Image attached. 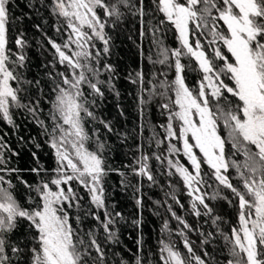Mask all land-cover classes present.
<instances>
[{"label": "snow or ice", "instance_id": "6c2138e0", "mask_svg": "<svg viewBox=\"0 0 264 264\" xmlns=\"http://www.w3.org/2000/svg\"><path fill=\"white\" fill-rule=\"evenodd\" d=\"M39 2L63 21L67 38L63 44L47 38L54 53L53 60L44 65L51 68L44 73L50 83L45 91L42 79L30 80L24 74L29 47L25 32L20 30L15 37L18 51L8 47L10 26L20 18L11 14L12 0H0V120L15 131L19 127L15 115L30 118L53 149L56 167L50 179L29 184L20 175L24 170L10 164V156L19 153L0 136V264H109V252L113 257L120 253L105 244L119 245L118 225L126 220L115 211V205H109L105 178L115 172L121 177L122 189H133L141 218L132 223L139 227L144 181L149 187L158 184L150 163L153 158L161 165L166 161L162 175L178 176L182 181L190 198L187 210L215 229L205 232L202 225L194 227L169 204L167 211L182 225L176 235L186 254L170 239H161L159 264H220L218 256L206 247L218 237L224 241L220 252L227 250L226 264H264V0H151V7L146 0ZM126 17L138 21L141 40L151 32L156 55L149 54L148 62L174 69L171 78L168 71L161 70L146 81L142 68L127 77L138 85L142 120L145 107L159 98L160 115L165 117L161 125L164 136L154 134L150 140L158 149L167 141L164 153L149 154L138 145L139 155L133 157V163L123 165L130 173L110 165L106 153L111 148L102 130L89 128V124H100L107 132L126 139L94 111L105 99V88L119 97L114 83L116 69L107 61L112 48L108 29L115 31ZM36 27L39 30V25ZM172 29L179 47L164 43L165 33ZM56 32L60 33L61 27H56ZM140 54L143 58L142 48ZM185 59L188 64L182 62ZM57 64L64 70L57 69ZM186 70L200 74L195 87L188 85ZM45 104L50 106L46 119ZM90 145H95V150ZM30 171L39 175L47 169ZM130 175L139 178L136 183ZM233 179H238L242 188L233 184ZM14 180L29 193L35 192V197L28 196V206L16 196ZM73 182L87 194L86 200ZM169 184L172 191L165 193L166 197L184 208L175 195V185L171 180ZM221 186L238 201L237 223L229 232L222 227L228 221L217 211L215 202L237 205L224 195ZM88 217L103 229L104 243L98 239V229L84 230ZM21 222H26L30 239H13ZM193 232L199 234L200 254L188 238ZM164 233L172 235L167 220L161 227ZM142 243V238L137 240L138 246ZM120 264L128 262L121 258ZM133 264H144L143 256L136 255Z\"/></svg>", "mask_w": 264, "mask_h": 264}, {"label": "trees", "instance_id": "16d2710c", "mask_svg": "<svg viewBox=\"0 0 264 264\" xmlns=\"http://www.w3.org/2000/svg\"><path fill=\"white\" fill-rule=\"evenodd\" d=\"M47 2H50V0H46V3ZM30 3L35 6L30 7ZM146 3L151 7V0H146ZM10 8L13 18L19 17L20 19L15 20L14 25L10 26L8 46H13L12 50L14 52L18 51L14 43L15 37L20 30L25 32L29 47L25 50L28 67L24 70V74L27 79L30 80L33 78L42 79L45 91H48L50 89V83L44 76V73L50 71L51 68H45L44 65L53 60L52 54L54 50L48 43L47 38L50 37L59 44L64 43L67 36L65 34L63 21L53 16L48 7L41 6L39 0H12ZM36 25H39V30ZM58 26L61 27L60 33L56 32V27ZM139 29L140 25L138 21L132 17H126L124 22L120 23L118 29L115 31L111 28L108 29L109 33L112 35V48L111 56L107 57V61L116 69V79L114 83L119 92V97L105 88V99L103 103L98 109H94L100 117L111 122L116 132L125 134L126 139L124 135L117 136L114 133L107 132L103 129V125L89 124V128H100L102 130L103 139L108 141L111 151L106 153V156L110 165L114 168H119L125 173H130V169L123 167V165L133 163V157L139 155L137 152L138 145H143L144 151L149 154L152 152L164 153L167 147V141L158 149L155 147V142L150 140L154 134L159 138H163L164 136L161 125L165 123V117L160 115V110L158 108L159 98L157 97L151 104L145 107L144 118L142 120L138 111V85L129 82L127 79L129 73L135 76V73L142 68L145 73L146 81L152 78L153 72L159 73L161 70L168 71L169 78L174 76V69L169 71L159 64L153 65L148 62L147 56L149 54L154 57L156 55V50L152 45V35L149 31L147 36L141 40ZM129 37H131V39ZM96 43L102 48V44H100L99 41H96ZM164 43L170 48L179 47L174 36V29L165 33ZM205 47H207L206 44ZM141 48L144 52L143 58L140 54ZM182 62L188 64L189 60L185 59ZM191 63L195 65L194 61ZM56 67L61 71L64 70L59 64H57ZM199 75L198 72L186 70V81L190 87H195ZM160 78L162 79L163 77ZM31 91L35 92V89H31ZM44 107L45 111L43 117L46 119L50 106L45 104ZM121 112H123V115H121ZM14 119L19 127L14 131L12 148L14 151L18 152L19 155L11 156V166L23 169L24 171H22L20 175L29 184L35 185L39 183L42 178L50 179L51 176L54 175L52 169L56 167V160L53 149L49 147L46 138L41 135V129L38 128L30 118H25V114H17L14 116ZM20 137H23V140H21ZM173 143H176V141H173ZM37 145H39V147H37ZM90 147L95 150V145H90ZM33 153L38 157V163ZM181 160L183 163L187 164V161L183 160V157H181ZM150 163L155 170L158 184L149 187L148 182L146 180L144 181L142 189L143 193H145L143 197L144 209L142 224L139 227L132 223L134 219L141 218L139 209L135 204L133 189H122L120 185L121 177L115 172H110L105 178L108 203L109 205H115V211L121 212L126 220V222L121 221L118 225L120 236L119 245L105 244L106 248H115L116 251L120 253V256L113 257L111 252H109V264H120L121 258L126 260L128 264H133L136 255L143 256L144 264H159L158 250L160 247L159 241L161 239L165 241L170 239L186 254V250L183 249L181 238L176 235V232L182 228V225H179L167 211L169 204L172 205L177 215L184 217L188 223L194 227L202 225L205 232L215 231L209 224H204L203 218L198 221L197 218L187 210L190 198L186 195L183 183L179 177L169 178L161 174V170L166 166V161L165 165H161L159 161L153 158ZM40 167L47 169V171H42L39 175L30 171L31 168ZM205 170L207 171L206 166ZM231 175L235 177L234 170L231 172ZM129 179L132 183H136L139 178L130 175ZM169 180H171L172 185H175V195L184 205V208H181L180 205L166 197L165 193L172 191ZM232 182L242 188L241 182L238 179H233ZM14 183L17 185L14 191L19 201L24 206H28V196L31 195L35 197V192L29 193V190L23 184H20L19 181L14 180ZM213 186L215 187V182H213ZM73 187L78 193L85 196V200L87 199V194L84 193L83 189L75 182H73ZM220 190L224 195L233 199V194L230 190L223 189L222 186ZM208 191L211 192L212 189L210 188ZM136 195H139V193ZM154 201H160V204H156ZM165 201H167V203H165ZM215 203L217 211L228 221L224 223L222 227L225 232H229L230 228L237 223L238 201L233 199V203L236 204L237 207H231L225 200H220ZM85 206L88 207L87 204ZM93 211H95V209H93ZM71 214L73 216L72 223L75 224V209L71 210ZM102 215L103 213L101 212V216ZM165 220L168 221V226L172 230L171 237H169L167 233L161 234V227ZM83 227L85 231L89 228L93 230L98 229V239L104 243L105 237L103 229L99 228L95 220L91 219V217L85 218ZM17 238L30 239L27 237L26 233V222H21L19 230L14 234L13 239ZM141 238L143 241L142 247L137 245V240ZM188 238L193 242L194 250L200 254L201 245L199 243V234L197 232L188 233ZM138 247H140V251H138ZM206 247L208 251L214 252V254L218 256L220 264H226L224 258L227 256V250L224 249L223 252H220V249L224 248V241L222 238L218 237L214 244Z\"/></svg>", "mask_w": 264, "mask_h": 264}, {"label": "flooded vegetation", "instance_id": "af4514ba", "mask_svg": "<svg viewBox=\"0 0 264 264\" xmlns=\"http://www.w3.org/2000/svg\"><path fill=\"white\" fill-rule=\"evenodd\" d=\"M12 49L13 46H8ZM7 133V135H4ZM14 130L10 128L6 123H4L2 120H0V136L3 137L5 141L9 144V146L12 148V139H13ZM13 149V148H12ZM10 156V154H9ZM11 161V156H10Z\"/></svg>", "mask_w": 264, "mask_h": 264}]
</instances>
